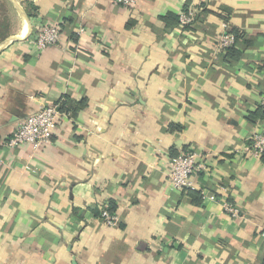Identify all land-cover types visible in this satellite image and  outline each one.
<instances>
[{
  "label": "crops",
  "instance_id": "obj_1",
  "mask_svg": "<svg viewBox=\"0 0 264 264\" xmlns=\"http://www.w3.org/2000/svg\"><path fill=\"white\" fill-rule=\"evenodd\" d=\"M189 9V27L172 17ZM0 25V264H263L249 145L264 133V0H0ZM49 25L59 41L39 50ZM227 29L239 56L219 47ZM60 102L49 143L6 145ZM188 150L205 168L178 190L169 160Z\"/></svg>",
  "mask_w": 264,
  "mask_h": 264
},
{
  "label": "built area",
  "instance_id": "obj_2",
  "mask_svg": "<svg viewBox=\"0 0 264 264\" xmlns=\"http://www.w3.org/2000/svg\"><path fill=\"white\" fill-rule=\"evenodd\" d=\"M115 2L124 7H134L137 0H115ZM195 14V10L189 9L188 11H184L180 15L181 25H191L195 19ZM225 27L228 28L227 24H225ZM227 30L219 42V47L222 50L230 47L235 41L234 34L228 33ZM60 33L61 27L58 25H49L39 28L34 40L35 47L42 50L49 45L57 44ZM68 116L69 114L61 111L58 105H40L35 111L20 121L12 137L6 142V145L16 148L28 144L32 145L35 149L40 148L50 142L57 126L64 118H68ZM249 151L254 157H264L263 132H255L252 134ZM1 162L2 160H0V163ZM204 168L205 163L201 159L199 160V155L195 150L181 152L178 155L170 157L169 181L172 186L178 190L193 188V175L199 173ZM211 198L215 199L216 196L212 195ZM226 210L232 212L234 215L237 214V209L229 204L226 205ZM100 217L107 225L115 224L118 219L117 215L110 212L108 208L102 209ZM261 234L264 238V230Z\"/></svg>",
  "mask_w": 264,
  "mask_h": 264
},
{
  "label": "trees",
  "instance_id": "obj_3",
  "mask_svg": "<svg viewBox=\"0 0 264 264\" xmlns=\"http://www.w3.org/2000/svg\"><path fill=\"white\" fill-rule=\"evenodd\" d=\"M185 11H188V10H185ZM172 17L174 19H176L178 23H180V15L179 16L172 15ZM196 17H197V14H195V19H194L193 23L195 22ZM185 26L189 27V25H185ZM227 32L234 34L235 41L230 47H227L224 49L225 55L230 54V56H232V57L239 56L240 52L238 50L237 45L239 44L240 39L242 38V33L238 30H235V29H228ZM57 105L59 106L61 111H64V112H67L68 114H70L69 109L66 106L65 102H60ZM257 117L263 118L264 117V111L259 110V111H255L254 113H252L251 120L254 121Z\"/></svg>",
  "mask_w": 264,
  "mask_h": 264
},
{
  "label": "rangeland",
  "instance_id": "obj_4",
  "mask_svg": "<svg viewBox=\"0 0 264 264\" xmlns=\"http://www.w3.org/2000/svg\"><path fill=\"white\" fill-rule=\"evenodd\" d=\"M4 22H6V21L4 20ZM6 23H7V26H9V24H10L9 20H8ZM6 23L1 24L2 26H1V25H0V26H1V27H4V25H5Z\"/></svg>",
  "mask_w": 264,
  "mask_h": 264
}]
</instances>
